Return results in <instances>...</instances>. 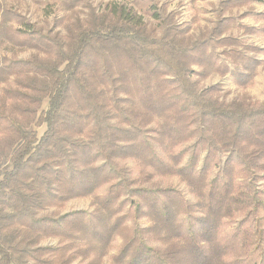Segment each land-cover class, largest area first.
Listing matches in <instances>:
<instances>
[{"label":"trees","instance_id":"1","mask_svg":"<svg viewBox=\"0 0 264 264\" xmlns=\"http://www.w3.org/2000/svg\"><path fill=\"white\" fill-rule=\"evenodd\" d=\"M31 1L67 15L43 25L0 0V49L35 51L0 50V264H103L113 249L110 264H264V100L201 85L253 83L247 51L264 48L231 30L264 37L257 0L219 1L193 38L156 0H134L152 21ZM252 13L261 24L240 23Z\"/></svg>","mask_w":264,"mask_h":264},{"label":"rangeland","instance_id":"2","mask_svg":"<svg viewBox=\"0 0 264 264\" xmlns=\"http://www.w3.org/2000/svg\"><path fill=\"white\" fill-rule=\"evenodd\" d=\"M10 5L14 6L22 13L26 14L31 21L37 22L43 25H46L48 21H52L54 16H64L67 15L66 12L60 10L57 4L48 3L43 5L34 4L31 0H5ZM160 6H166L168 11L176 12L179 22L189 26V34L193 38L194 35H198L201 31H204L207 27H210L213 21L216 19L215 7L218 5L221 0H156ZM93 5L99 10H104L107 7L110 8H124V12L127 17H132L135 20L141 21H152L150 16L144 15L142 10L136 7L134 0H92ZM253 7L257 11H264V2L257 0L253 2ZM248 9V6H243L241 8H235L234 13L236 15L244 13ZM82 6L78 7L75 11L77 14L83 16L82 11H84ZM134 10V12L132 11ZM70 19H66V22H69ZM261 20L255 15L250 14L244 16L240 19V23H245L249 25L258 26L261 24ZM57 29H61L64 32L63 26H58ZM231 33L239 36L242 41L246 44H256L264 48V37L258 35H244L243 30L240 26L234 25L231 30ZM242 49V47H240ZM1 52H6L8 55L17 54L19 57L29 56L32 52H35L34 49H22L19 47H13L7 45ZM247 54L256 57L258 59V64L256 67V77L251 85L246 88L236 85L233 81V77L230 74L222 76L221 74L214 72L209 78L202 81V86H209L211 84L220 83L223 85L222 95L227 100L234 99H252L254 101L264 100V52H254L247 51ZM226 58V56H225ZM198 69V67H195ZM43 132V128L40 129ZM160 181L163 184H174L181 189H183L186 194L191 197L188 193L186 185L179 181L177 177L171 178H161ZM92 205V198H77L70 200L65 206L66 211L74 209H90ZM56 240L48 239L46 243H55ZM119 244V240L115 242V246ZM115 252V249L111 251V254ZM111 254L106 256L103 264H110Z\"/></svg>","mask_w":264,"mask_h":264}]
</instances>
